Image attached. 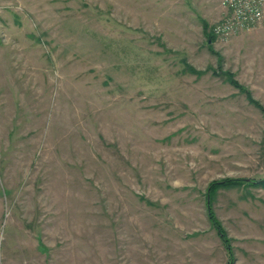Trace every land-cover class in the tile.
<instances>
[{
    "label": "rangeland",
    "instance_id": "1",
    "mask_svg": "<svg viewBox=\"0 0 264 264\" xmlns=\"http://www.w3.org/2000/svg\"><path fill=\"white\" fill-rule=\"evenodd\" d=\"M225 10L0 0V264H264V8Z\"/></svg>",
    "mask_w": 264,
    "mask_h": 264
},
{
    "label": "built area",
    "instance_id": "2",
    "mask_svg": "<svg viewBox=\"0 0 264 264\" xmlns=\"http://www.w3.org/2000/svg\"><path fill=\"white\" fill-rule=\"evenodd\" d=\"M222 4L226 8L223 19L211 28L217 39L225 40L250 29L263 18L264 0H222Z\"/></svg>",
    "mask_w": 264,
    "mask_h": 264
},
{
    "label": "trees",
    "instance_id": "3",
    "mask_svg": "<svg viewBox=\"0 0 264 264\" xmlns=\"http://www.w3.org/2000/svg\"><path fill=\"white\" fill-rule=\"evenodd\" d=\"M210 36L212 37V38H215V36L211 33L210 34ZM237 85V84H236ZM254 102V104L255 105H257V106H259L261 109H262V107L257 103V102H255V101H253ZM216 185L215 184H213V185H211V188H213V187H215ZM210 218H211V216H210ZM212 219V218H211ZM214 223V222H213ZM217 224V223H216ZM218 225V224H217ZM219 228V227H218ZM219 234L223 237V233L222 232H220L219 231Z\"/></svg>",
    "mask_w": 264,
    "mask_h": 264
}]
</instances>
